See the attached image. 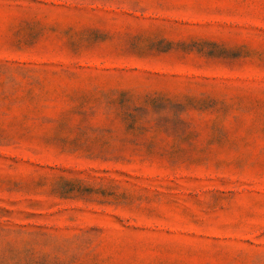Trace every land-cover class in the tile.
<instances>
[{
    "label": "rangeland",
    "instance_id": "1",
    "mask_svg": "<svg viewBox=\"0 0 264 264\" xmlns=\"http://www.w3.org/2000/svg\"><path fill=\"white\" fill-rule=\"evenodd\" d=\"M0 264H264V0H0Z\"/></svg>",
    "mask_w": 264,
    "mask_h": 264
}]
</instances>
